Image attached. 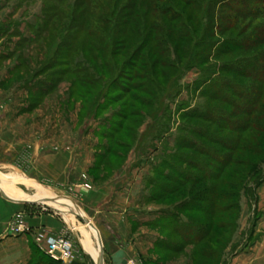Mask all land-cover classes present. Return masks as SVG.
<instances>
[{
	"label": "rangeland",
	"instance_id": "rangeland-1",
	"mask_svg": "<svg viewBox=\"0 0 264 264\" xmlns=\"http://www.w3.org/2000/svg\"><path fill=\"white\" fill-rule=\"evenodd\" d=\"M23 1L0 0V193L12 197L9 188L13 187L20 197L27 199H59L69 206L73 201L98 229L104 244L107 238L119 241V232L125 236L128 233L126 237L130 235L129 241L137 249L131 256L133 261L129 260L132 264H153L156 260L159 264H264V182L252 194L255 175L247 163L255 164L254 169L259 165L260 173H264V165L259 163L260 156L249 151L238 153L237 163L227 167L220 180L211 184L221 193L219 205L230 206L228 211L214 217V222L218 221L221 227H214L211 235L195 248L183 245V251L176 254L154 249L156 241L163 238L182 246L177 237L151 225L159 216V210L171 205L177 207L187 198L197 197L205 188L186 187L162 200L150 202L152 189L146 179L153 176L152 170L159 166L164 153L174 149L181 126L189 125L211 133L215 130L207 123L186 119L184 114L204 102L231 112L201 96L202 89L194 85L202 77L197 68L185 70L177 85L181 93L174 101H168L171 115L169 121L164 122L169 128L166 134L161 139L147 140L144 154L135 149L136 137L149 124V114L158 100L159 93L150 76L165 86L177 67L189 64V41H180L175 33L170 35V25L162 20L156 23L157 17L146 12V0L145 12L122 10L123 6L139 0H95L103 15L118 25L115 59L120 67L117 83L106 99L98 102L95 111L94 101L111 70L104 53L97 47L99 43L89 37V31L98 24L108 32L112 25L97 22L93 18L95 11L89 9L87 23L74 32V38L69 41L71 47L60 49L51 68L42 72L39 70L49 46L66 18L60 14L46 23L41 38L31 42L34 38L30 29L42 23L38 17L45 6L40 0ZM174 1L176 7L190 17L193 26L194 7L185 6L181 0ZM66 9L63 7L67 16ZM158 24L164 26L163 32L154 30ZM4 29L6 33L1 31ZM237 30L238 25L221 35L215 31L214 38L223 41L227 36L236 37ZM19 32L30 42H21ZM163 39L169 41L170 49L158 46ZM142 41L145 44L141 54L132 59L131 53ZM259 50H264V45ZM213 51L205 66L218 68L223 63L258 53L219 55ZM76 63L88 67L89 80L86 76L79 78L73 67ZM25 81L30 83L21 87ZM146 87H151L152 93ZM261 120L264 122V117ZM115 122L123 124V130L108 140L105 138L108 130H114L110 124ZM220 136L226 135L221 133ZM245 137L252 148L264 152V136L259 132H249ZM107 147L116 157L107 155ZM17 211L4 227L8 235H18L10 231L16 226L14 223L22 222L25 226L28 218L46 217L54 227L49 226L51 229L43 232L48 237L69 242L73 256L71 264H94L98 259L92 240L91 247L80 243V231L87 229L81 218L68 215L58 206L17 205ZM186 214L205 222L203 216ZM85 233L90 242V236ZM104 244L103 260L104 264H109Z\"/></svg>",
	"mask_w": 264,
	"mask_h": 264
},
{
	"label": "trees",
	"instance_id": "trees-1",
	"mask_svg": "<svg viewBox=\"0 0 264 264\" xmlns=\"http://www.w3.org/2000/svg\"><path fill=\"white\" fill-rule=\"evenodd\" d=\"M18 1L24 2L23 0ZM27 1L36 2L39 0ZM40 1L44 2L45 11L41 13V17H38L42 23L34 24L30 29L34 38L31 42L38 41L45 32L46 23L58 18L60 14H64L66 20L62 29L54 35L46 59L39 71L49 70L56 53L62 48L71 47L69 41L74 38L73 33H77L78 29L87 23L86 16L89 14V9L95 11L93 18L97 22L108 24V26L112 25L108 32L98 24L89 31V37L99 43L97 47L104 53L107 67L111 70L110 77L100 88L97 99L94 101L92 108L96 111L98 102L101 99H106L109 91L120 77V67L115 59L118 47L115 40L119 34L118 25L103 15L95 0ZM72 1L73 3H71ZM181 1L187 7H194L196 11L193 26L190 24V17L176 7L177 4L174 0H146V12L149 11L157 17L156 23H160L159 21L162 20L170 25L168 31L170 35L175 33L174 35L180 41L184 39L189 41L190 60L188 65L176 68L174 76L168 80L165 86L158 84L156 77L150 76L151 83L159 93L158 100L154 110L149 114V124L144 132L136 137L135 149H139V153L143 152L144 154L147 151V145H145L147 140L161 139L166 134L169 128L164 122L169 121L171 115L169 102L174 101L181 93L177 85L185 70L191 71L193 68H197L202 77L194 85L197 87L196 89L199 87L202 89L201 96L209 102L229 108L231 112L211 107L204 102L195 109L193 108L194 110L191 112L184 114L186 119L207 123L214 126L215 130L211 133L208 130L196 129L189 125L181 126L175 138L174 149L170 153H164L159 166L152 170L153 176L146 179V184L152 189L148 198L150 202L162 200L186 187L201 188L204 186L205 188L199 194L200 196L187 198L177 207L171 205L159 210V216L151 224L161 230L168 231L170 235L179 239L181 247L168 239L164 240V238L157 240L154 245V249L172 254H176L179 250L183 251L185 245H190L192 248L198 247L211 235L214 227H221L218 221L214 222V217L228 211L230 206L219 205L218 198L221 193L215 191L211 184L220 180L227 167L237 163L238 153L253 152L260 156L259 163L264 165V152L252 148L245 141V135L252 131L259 132L264 136V122L261 120L264 117V50H259L264 45V0ZM94 2H96V7ZM67 4L69 9H66ZM143 6L144 0H139L138 2L134 1L130 6H123L122 10L139 12L144 10ZM63 7L68 11L67 16ZM216 14L217 17L214 18ZM237 25L238 35L236 37L227 36L223 41L214 38L215 31L221 35L225 30H234ZM155 28L154 30L164 31L163 25L159 26L158 24ZM1 31L6 33L7 30ZM19 35L22 38L21 42H30L22 32L21 34L19 32ZM144 44L145 42L142 41L139 48L131 53L132 59L138 53L141 54ZM158 46L164 50L170 49L167 39L160 40ZM212 51L219 55L254 51H258V53L252 57H242L223 63L217 68L213 65L205 66ZM73 67L80 79L86 76L89 80L88 67L81 63H76ZM242 80H246V82H242ZM28 83L30 82H23L21 87L27 86ZM146 90L152 93L153 89L146 87ZM117 124V122L110 124L114 130L109 129L105 138L111 140L114 135L119 133L123 124ZM221 133L226 136H220ZM167 147L168 145L165 146V148ZM105 152L108 153V156L116 157V153L112 154L109 147ZM247 164L252 167V172L255 175V179L251 183L254 186L252 191L254 194V189L264 182V173L258 172L259 165L254 169L255 164ZM185 212L203 216L205 222L193 219ZM30 248L32 251L30 264H59L43 254L32 239ZM159 262L156 260L153 264H159Z\"/></svg>",
	"mask_w": 264,
	"mask_h": 264
},
{
	"label": "crops",
	"instance_id": "crops-1",
	"mask_svg": "<svg viewBox=\"0 0 264 264\" xmlns=\"http://www.w3.org/2000/svg\"><path fill=\"white\" fill-rule=\"evenodd\" d=\"M6 197L10 200L17 202V200H15L13 197H10L8 195H6ZM17 205H22V204L7 202L4 199L0 198V264H30V260L32 256V251L30 248L31 239L34 241L33 238L37 233L43 231L47 232L48 230L51 229L49 227L51 226V224L49 223L48 218L46 217L43 218L40 216L36 220L30 218L25 220V226L26 229L28 230L25 234H18L17 236L8 235V232L4 231L5 230L4 227L6 223L8 224V220H10V218H12V216L18 212ZM70 208L76 214H78L79 217H76V219L86 218L84 212L79 207H77L73 201L71 203ZM156 218L157 216L155 217V219ZM131 222L138 223L136 221H131ZM51 227H54V225ZM80 232H81L80 243L83 246L91 247L92 244L91 242L93 241L94 246L99 255L98 246L101 248V243L102 245L104 243L102 241L98 229L95 227V229L89 231L87 228L85 231H83L82 229ZM85 232H87L88 236H90L89 237L90 242L88 241ZM118 234L120 236L119 237L120 240L117 242H115L114 240H110L109 238H107L109 240L105 239L106 242L104 244V247L106 250L105 253L107 254L109 260V264H132L130 263L129 260L133 261L131 256L137 253L136 252L137 249L130 243L129 241L130 235L126 237L128 233L126 234V236L122 232L121 233L119 232ZM146 257H148L147 252H146Z\"/></svg>",
	"mask_w": 264,
	"mask_h": 264
},
{
	"label": "built area",
	"instance_id": "built-area-1",
	"mask_svg": "<svg viewBox=\"0 0 264 264\" xmlns=\"http://www.w3.org/2000/svg\"><path fill=\"white\" fill-rule=\"evenodd\" d=\"M11 228L12 234H25L28 230L22 222L14 223ZM36 246L50 259L59 264H71L73 261L71 245L65 239L48 237L44 232H39L34 236Z\"/></svg>",
	"mask_w": 264,
	"mask_h": 264
},
{
	"label": "bare ground",
	"instance_id": "bare-ground-1",
	"mask_svg": "<svg viewBox=\"0 0 264 264\" xmlns=\"http://www.w3.org/2000/svg\"><path fill=\"white\" fill-rule=\"evenodd\" d=\"M9 192L11 194V196L17 200V202H39L41 204H43L44 206H49V207H62L66 210L67 214L68 215H73L74 217H79L78 214H76L71 208L70 206L62 201V200H59V199H52V198H35V199H27V198H23V197H20L16 192L15 190L13 189V187H10L9 188ZM13 201V200H12ZM16 202V201H15ZM88 230L91 231L92 229L88 227V225H86ZM99 248V253H100V247L98 246ZM97 260H94L93 262H95Z\"/></svg>",
	"mask_w": 264,
	"mask_h": 264
},
{
	"label": "water",
	"instance_id": "water-1",
	"mask_svg": "<svg viewBox=\"0 0 264 264\" xmlns=\"http://www.w3.org/2000/svg\"><path fill=\"white\" fill-rule=\"evenodd\" d=\"M0 197L2 199H4L5 201H7V202H11V203H15V204H22V205H43V204H41L39 202H15V201H12V200L8 199L3 193H0ZM81 220L84 222V224L88 225L89 228L95 229V226L92 223H90L86 218H81ZM94 264H104V260H103V246H102V243H101V249H100L99 257H98L97 261L94 262Z\"/></svg>",
	"mask_w": 264,
	"mask_h": 264
}]
</instances>
